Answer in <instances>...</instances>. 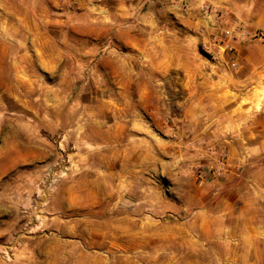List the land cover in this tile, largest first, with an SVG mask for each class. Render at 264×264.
I'll use <instances>...</instances> for the list:
<instances>
[{
	"label": "crops",
	"instance_id": "1",
	"mask_svg": "<svg viewBox=\"0 0 264 264\" xmlns=\"http://www.w3.org/2000/svg\"><path fill=\"white\" fill-rule=\"evenodd\" d=\"M7 1L22 48L34 45L38 71L57 76L15 81L8 102L28 99L17 86L33 88L38 110L24 100L26 114L43 124L64 113L55 127L77 131L89 165L98 161L106 173L79 182L82 200L110 181L129 197L137 182L142 203H159L104 233L111 245L102 264H264V41L219 51L238 69L207 65L198 46L222 29L202 15L201 2L183 9L181 0ZM200 1L264 31V0ZM14 55L13 69L31 71L28 51ZM201 162L210 179L193 207L189 175Z\"/></svg>",
	"mask_w": 264,
	"mask_h": 264
},
{
	"label": "rangeland",
	"instance_id": "2",
	"mask_svg": "<svg viewBox=\"0 0 264 264\" xmlns=\"http://www.w3.org/2000/svg\"><path fill=\"white\" fill-rule=\"evenodd\" d=\"M13 14L17 11L9 7V2L0 0V264H102L106 259L104 252L111 245L106 242L108 246H104V233L120 225L121 217L124 216L123 223L125 219L128 223L135 222L136 214L141 210L156 207L159 203L151 200L142 203L139 196L143 194V185L137 182L129 185L133 192L129 197H126L125 188L120 191L119 185L110 181L81 199L79 182L106 173L102 172L103 167L96 169L93 166L98 161L92 160L89 165L84 141L74 138L77 131H68L70 128L65 126L59 130L55 127L56 122H66L64 113L57 119L45 120L52 125L49 128L44 126L45 122L42 124L24 112V100L29 101L26 105L28 111L35 113L38 110V104L30 102V96L35 93L33 88H15L17 93L24 91L27 94L28 99L22 98V103L16 100L14 105L7 100V94H15L11 91L15 81H52L57 77L55 73L46 76L38 71L31 52L34 45L29 42L22 48L25 41L12 30L9 18ZM193 34L204 36L202 29L193 31ZM205 36L211 39L199 44L201 59L207 65L226 63L234 69L240 65L235 60L227 63L221 53L234 51V43L251 45L263 42H241L221 37L214 40L216 35L208 33ZM226 41L229 43L223 49L221 46ZM23 51H28L33 58L31 71L30 67H11L14 53L19 55ZM22 55L19 59L24 58ZM72 143L76 146L73 147ZM203 163L193 164L189 175L193 207L200 205L198 190L202 189L200 183L205 182L199 180L197 174L203 171L210 176ZM179 185L183 187V183ZM125 214H128L127 218ZM112 251L118 254L115 247Z\"/></svg>",
	"mask_w": 264,
	"mask_h": 264
},
{
	"label": "built area",
	"instance_id": "3",
	"mask_svg": "<svg viewBox=\"0 0 264 264\" xmlns=\"http://www.w3.org/2000/svg\"><path fill=\"white\" fill-rule=\"evenodd\" d=\"M76 3L77 0H74L73 4L75 5ZM194 3H200L202 15L209 19L214 18L218 23L220 29H222L221 30L222 34L221 35L218 34L214 36V40H217L219 37H221V39H233V40H239L241 42H246L249 40L264 41L263 31L256 30L252 32L238 21L225 18V13L223 12V10L213 5L212 3H209L207 1H200V0H181L178 6H180L183 9H191ZM215 43L218 42L215 41ZM197 178L201 181H205L206 175L202 171L197 174Z\"/></svg>",
	"mask_w": 264,
	"mask_h": 264
},
{
	"label": "bare ground",
	"instance_id": "4",
	"mask_svg": "<svg viewBox=\"0 0 264 264\" xmlns=\"http://www.w3.org/2000/svg\"><path fill=\"white\" fill-rule=\"evenodd\" d=\"M83 88V87H82ZM21 109V108H20ZM81 191V190H80ZM86 192V191H85ZM92 192V191H91ZM84 193V192H83Z\"/></svg>",
	"mask_w": 264,
	"mask_h": 264
}]
</instances>
